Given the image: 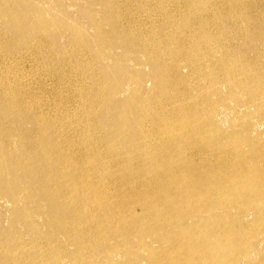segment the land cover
<instances>
[{
  "label": "bare ground",
  "instance_id": "obj_1",
  "mask_svg": "<svg viewBox=\"0 0 264 264\" xmlns=\"http://www.w3.org/2000/svg\"><path fill=\"white\" fill-rule=\"evenodd\" d=\"M70 1L79 5L86 15L85 23L97 28L94 35L64 31L48 36L53 23L31 16L28 0H0V15L6 13L12 23H17L16 32L24 28L37 34L13 37L10 42L15 49L18 46V52L9 50L13 57L23 51L25 54L22 53L20 60L25 61L30 55L36 64L28 76H20L19 82L23 83L20 86L14 85L12 76L0 78V146L9 150L13 141L18 145L23 155L18 169L40 174L35 186L52 191L49 200L61 193L59 183L68 178L75 180L77 195L86 200L84 210L94 211L95 215L110 214L107 197L121 196L123 186L137 188L147 181L152 182L156 192L165 191L167 198L170 195L176 202V193L167 190L165 182L171 179L172 173V177L180 173L178 140L184 138L191 143L211 135L210 116L201 119L195 112L197 108H193L197 107V100L193 91L186 88L190 77L195 76L194 85L197 83V91L205 92L206 100L208 93L219 95L222 87L233 96L234 88L238 92L244 89L246 94L252 92V99L247 102L259 100L261 105L260 101L264 100V85L255 91L250 85L257 83L258 77L257 81L252 78L247 83L241 76L244 73L241 68L233 70L232 63L226 64L234 52L238 51L243 57L259 49V38L249 37L253 30L245 17H252L258 9L264 16V0H133L137 6L132 10L126 9L132 2L125 0ZM50 3L55 6L62 2L50 0ZM6 4L11 6L4 12ZM187 14L196 20L195 24ZM55 21L60 31L68 24L65 22L62 26L59 20ZM57 37L65 38L66 45H70L55 47ZM238 37L244 40L238 41ZM168 43L173 45L170 51L166 49ZM25 44H34L36 48L24 50L21 46ZM49 47L54 49L52 53L57 58L67 56V60L50 59ZM70 47L76 50L75 55L67 49ZM84 54L90 57L80 63ZM107 58L112 65L104 63ZM130 63L147 66L149 72L145 74L140 70L136 71L137 75H130L133 72ZM69 65L72 66L68 68ZM187 65L190 74L182 72V67ZM74 66L78 67L72 71ZM210 67L216 75L204 78ZM91 69L95 71L93 78H89ZM9 72L14 73L7 70ZM31 75L37 78L34 86L29 79ZM144 75L157 89L158 96L154 100L155 92L152 97L149 93L145 97L140 95L141 100L136 103L124 100L119 105L114 102L113 108L103 106L104 93L114 96L127 83L132 82L130 85L134 84L136 93H142ZM68 76L72 79L69 83ZM121 78L124 79L120 82ZM187 103L191 108H187ZM14 105H19L20 110H13ZM126 109L132 110L135 116ZM156 109L159 110L152 119L146 116ZM109 139L115 142L108 148ZM190 162L188 158L181 169L187 170ZM218 196L219 191L215 190L213 198ZM212 200L202 197L203 207L196 205L194 211L210 213L215 208ZM136 202L133 199L127 203L132 207ZM214 203L219 205L221 201ZM175 208L174 204L171 209ZM144 209L148 206L140 208ZM132 215L136 216L135 209ZM148 219L158 221L160 216L148 211ZM205 251L209 264H220L223 256L212 255L216 246L207 247Z\"/></svg>",
  "mask_w": 264,
  "mask_h": 264
},
{
  "label": "rangeland",
  "instance_id": "obj_2",
  "mask_svg": "<svg viewBox=\"0 0 264 264\" xmlns=\"http://www.w3.org/2000/svg\"><path fill=\"white\" fill-rule=\"evenodd\" d=\"M57 1L62 3L55 5L56 7L50 0H28L27 3L31 16H40L53 23L48 36L64 31L70 34L76 31L95 34L97 28L85 23L87 17L79 5L75 6L70 0ZM125 1L132 2L126 9L136 8V1ZM10 6L4 5L2 11ZM5 14L0 15V78L3 75L2 78L5 75V78L12 76L14 85L20 86L23 84L19 82L20 76L32 73L29 71L35 69L36 62L30 55L22 57L26 58L25 61L20 60L22 53L25 54L23 51L15 53L18 56L13 57L12 53L15 50L18 52V46L15 49L16 46L10 42L13 37H23L24 34L34 37L37 34L24 28L20 33L16 32L17 23H12L11 18ZM187 16L192 23H196L191 15ZM263 17L260 9L252 17H245L249 28L253 30L249 37L259 38L258 52H248L242 57L237 51L226 60V64L232 63L233 70H243L241 76L247 83L252 78H259V81L255 80L257 83H249L254 91L256 88L262 89L264 85ZM55 19L62 26L65 22L68 24L60 31ZM241 38L244 40L243 37H238V41ZM56 42L55 47L70 45H66L63 37H57ZM21 47L28 51L36 48L34 44ZM172 47L170 43L166 45L169 51ZM49 49L47 54L50 59L61 58L63 62L67 60V56L57 58L52 53L54 49ZM67 49L75 55L74 48ZM86 57L90 56L84 54L80 63ZM104 63L112 65L108 58ZM130 66L133 68L130 75H137L136 71L140 70L145 74L149 72L147 66L140 67L132 63ZM77 67L74 66L71 70L74 71ZM95 69L98 70L97 65ZM7 70L14 73L8 74ZM182 72L190 74L189 65L182 67ZM94 75L95 71L91 69L89 78ZM215 75L210 67L205 71L204 78ZM32 76L29 79L35 83L37 78ZM144 78L146 82L143 94L136 93L134 84L131 86L130 82L123 85L114 96L104 93L103 106L113 108L114 102L119 105L124 100L136 103L141 100L140 95L145 97L149 93L152 97L155 92L154 100L158 96L157 89H154L153 83L145 75ZM194 80L196 81L195 76H191L186 88L193 91L197 100V107L193 106L197 108V116L201 119L210 116L211 135L195 140L196 143H188L184 138L178 140L177 168L180 173L176 177H172V173L171 179L165 182L167 190L171 189L176 193V202L170 195L167 198L165 191L156 192L152 182L147 181L137 188L123 186L121 196L107 197L106 207L110 214L95 215L94 211L84 210L83 202L86 200L77 195L75 180L68 178L65 183H59L61 193L54 194L53 199L49 200L52 191L43 186H35L38 185L35 182L40 174L18 169V163L23 160L18 145L13 141L9 150L0 146V264H209L205 249L215 246L216 251L212 255L223 256L220 264H264V100L260 101L261 105L258 104L259 100L247 102L252 99V92L246 94L244 89L238 92L234 88L233 96L225 87L219 89V95L208 93L209 99L206 100L205 92L197 91ZM67 81H72L70 76ZM32 95L34 97L36 93ZM188 104L187 108H191ZM13 110L19 111V105H14ZM158 110L149 112L146 116L152 119ZM106 114L110 115L111 112ZM132 114L134 115L133 112ZM107 142L109 148L114 145L115 140L109 139ZM123 146L126 148V145ZM181 149L187 152H181ZM188 158L191 162L187 170H182L181 167ZM46 175L49 172L46 171ZM215 190L219 191L217 199L213 198ZM202 197L213 199L215 208L210 213L194 211L196 205L203 207V202L200 201ZM133 199L137 202L131 207V203L127 202ZM216 200H220L221 204L214 203ZM174 204L177 208L171 209ZM145 206L148 209L140 210ZM134 209L136 216L132 215ZM148 211L160 216V219L149 220Z\"/></svg>",
  "mask_w": 264,
  "mask_h": 264
}]
</instances>
